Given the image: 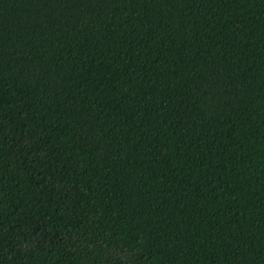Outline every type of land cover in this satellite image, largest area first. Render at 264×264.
<instances>
[{
    "label": "trees",
    "instance_id": "16d2710c",
    "mask_svg": "<svg viewBox=\"0 0 264 264\" xmlns=\"http://www.w3.org/2000/svg\"><path fill=\"white\" fill-rule=\"evenodd\" d=\"M0 264H264V0H0Z\"/></svg>",
    "mask_w": 264,
    "mask_h": 264
}]
</instances>
